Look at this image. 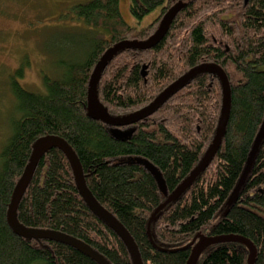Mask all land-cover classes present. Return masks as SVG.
<instances>
[{
	"label": "trees",
	"instance_id": "obj_1",
	"mask_svg": "<svg viewBox=\"0 0 264 264\" xmlns=\"http://www.w3.org/2000/svg\"><path fill=\"white\" fill-rule=\"evenodd\" d=\"M179 1L131 0L137 20L160 9L159 17L143 28L124 20L120 0L79 2L73 19L87 29L88 50L76 60H63L73 63L57 77L44 75V93L20 84L22 65L10 77L16 116L0 151V264H100L68 244L21 237L8 222L33 144L46 135L63 137L75 150L88 188L128 230L142 264H187L190 244L200 232L248 238L257 249L255 264H264V139L230 202L264 123V0H188L157 45L121 50L102 73L98 97L117 117L146 107L203 63H217L230 81L231 110L219 150L196 180L160 210L150 232L152 215L200 163L216 135L223 105L219 77L199 74L151 116L129 126L114 127L87 113L88 86L99 59L118 42L147 40ZM115 129L130 135L118 137ZM18 219L27 227L75 237L110 264H134L122 238L85 202L69 160L57 148L39 161ZM248 260L244 244L227 241L209 246L197 264Z\"/></svg>",
	"mask_w": 264,
	"mask_h": 264
},
{
	"label": "water",
	"instance_id": "obj_2",
	"mask_svg": "<svg viewBox=\"0 0 264 264\" xmlns=\"http://www.w3.org/2000/svg\"><path fill=\"white\" fill-rule=\"evenodd\" d=\"M248 1V0H246ZM188 0H180L172 8H170L167 13L164 15L162 22L157 29V31L151 35L147 40L138 41V40H125L118 42L113 45L105 54L99 59L96 64L94 71L91 76V80L88 86V101H87V113L90 118L98 121H102L105 124L112 125L114 127H124L135 124L156 112L165 102L169 100L177 91L183 88L187 83L192 79L198 76L201 73H211L216 74L222 84L223 88V105L221 111V117L217 127L216 135L207 149L205 155L201 159L200 163L195 167V169L190 173V175L183 181V183L173 192L168 201L161 205L152 217L149 220L148 232H150V227L152 221L160 212V210L168 204L171 200L176 199L179 195L182 194L184 189L190 186L199 174L204 171L210 164V162L215 157L217 151L219 150L223 137L226 132V127L228 124L230 110H231V86L229 78L226 72L222 69L217 63H203L200 64L191 70H189L185 75L180 77L177 81L168 86L162 93H160L153 102H151L146 107L133 112L125 116H112L109 114L108 110L104 104L100 101L97 88L100 78L104 69L107 67L109 61L121 50L123 49H149L157 45L168 32L170 25L175 18V16L186 6ZM144 69L146 67L144 66ZM146 73L144 72V75ZM118 137H128L130 135L129 131L123 132L122 130L115 129L113 131ZM264 139V123L255 139L253 148L251 150L250 156L248 158L245 169L230 196V202H234L237 198V195L245 183L249 172L253 166V163L256 158V154L259 150V147ZM57 148L61 150L69 160L71 167L73 169L76 185L85 202L88 204L90 209L99 216L104 222H106L124 241L126 244L134 264H142L141 254L136 245L134 239L124 227V225L106 208H104L94 197L92 192L87 186L85 174L83 171L82 164L78 155L72 146L63 138L57 135H46L40 137L35 141L32 147V153L30 155L29 163L27 164L23 175L20 177L18 183L15 186L11 204L8 209V222L12 227L13 231L21 237L27 239H37V240H51L62 242L68 244L83 253L87 254L89 257L93 258L100 264H110L100 253L94 250L85 242L69 236L65 233L48 230V229H37L27 227L22 224L18 219V207L19 204L33 178L35 170L38 166L41 158L51 149ZM150 168L155 173V175L161 181V175L159 171L152 164L149 163ZM235 241L244 244L249 249V260L248 264H255L257 257V249L254 243L243 236L238 235H223L209 237L203 233H198L190 245L193 246L190 258L187 264H197L201 254L211 245L221 242Z\"/></svg>",
	"mask_w": 264,
	"mask_h": 264
},
{
	"label": "rangeland",
	"instance_id": "obj_3",
	"mask_svg": "<svg viewBox=\"0 0 264 264\" xmlns=\"http://www.w3.org/2000/svg\"><path fill=\"white\" fill-rule=\"evenodd\" d=\"M87 0H3L0 2V151L11 132L16 116L15 99L10 77L20 65V84L35 93H44L43 76L63 73V60H76L87 51V29L74 21L73 6ZM131 0H120L124 20L138 28L159 17L160 9L142 20L130 11ZM81 24V23H80ZM40 41V42H39ZM60 73V74H61Z\"/></svg>",
	"mask_w": 264,
	"mask_h": 264
}]
</instances>
